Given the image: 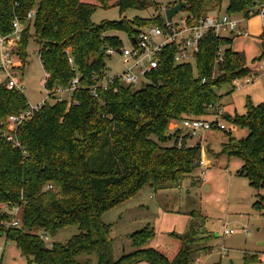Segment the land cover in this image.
Returning a JSON list of instances; mask_svg holds the SVG:
<instances>
[{
  "label": "trees",
  "instance_id": "trees-1",
  "mask_svg": "<svg viewBox=\"0 0 264 264\" xmlns=\"http://www.w3.org/2000/svg\"><path fill=\"white\" fill-rule=\"evenodd\" d=\"M184 1L185 22L190 26L210 12H223L224 4L225 12L247 18L264 5V0ZM152 4L151 0H0V34L10 35L16 19L24 26L15 50L23 66L34 30L41 44L42 66L49 74V97L78 78L69 98L46 100L18 127L19 147L2 133L8 116L20 114L30 103L24 91L0 83V235L14 241L29 264H90V258L79 257L92 253L97 264H193L200 252L210 249L206 217L201 212L192 211L189 230L176 235L179 245L172 256L148 246L155 230L147 224L129 234L134 249L116 258L113 224L103 220L105 212L145 187L158 191L179 185L186 177L198 185L201 176L193 173L200 168L201 145H188L186 134L179 146L182 130L170 131V125L188 116L205 117L209 106L221 104L216 88L234 85L235 79L253 73L245 52L232 48L233 37L216 36L211 30L201 41L196 66L174 63L176 45L171 43L159 54V66L142 87L119 81L101 85L107 75L108 48L123 46L115 33L124 31L133 37L140 27L163 25L164 20L135 18L97 24L92 21L93 12L98 7L118 6L124 11ZM31 11L34 15L29 18ZM219 47L224 48V61L216 64ZM263 59L264 50L253 61ZM216 68L218 74H214ZM227 114L229 121L248 132L240 138L227 133L220 154L228 162L241 161L236 173L258 190L254 208L264 211V102L254 104L248 99L244 114ZM11 205L21 208V226L2 224L11 217L7 209ZM72 225L79 232L51 246L35 231L54 235Z\"/></svg>",
  "mask_w": 264,
  "mask_h": 264
},
{
  "label": "rangeland",
  "instance_id": "rangeland-1",
  "mask_svg": "<svg viewBox=\"0 0 264 264\" xmlns=\"http://www.w3.org/2000/svg\"><path fill=\"white\" fill-rule=\"evenodd\" d=\"M151 1L152 6L146 9L128 8L121 11L118 6L98 7L92 14V21L99 24L104 21L120 19L133 20L135 18L153 19L161 17L165 23V20H167L166 9L179 0ZM187 15L188 12L182 9L173 19L182 21ZM256 16L261 19L264 26L261 15ZM242 18L243 16L237 19ZM147 26L140 27L138 30ZM115 34L121 38L124 47L132 45V37L128 33L118 31ZM237 36L233 34L235 39L231 45L232 48L245 50L248 58L247 65H249L248 63H255L252 62L253 58L264 49L262 41L253 36ZM17 46V43H9L13 54ZM9 47L6 45V48ZM40 47L41 44L36 39L32 29L26 48V63L23 66L22 59L16 53L13 58L19 64L14 71H16L19 78L23 79V91L32 106L41 104L44 100L49 102L59 100L58 96L49 97L48 90L41 83V80L45 77V71L39 56ZM126 68L127 64L122 55L113 54L106 57L105 72L108 76L120 74ZM218 73L216 68L214 74ZM257 75L252 73L250 76ZM253 79L248 83L244 80L243 85L235 88L231 83H225L216 88V92L221 95L220 103L225 111L232 114L237 112L242 115L246 112L248 99L254 104L264 102V73ZM144 84L145 82H142L135 87L140 88ZM61 97L69 98L70 92L62 93ZM177 127L182 130L179 137V139L183 138L182 144L185 143V135L187 134L186 143L188 145L196 143L201 145L200 159L202 158L205 162V173L202 174L199 167L193 173L194 177L201 176V182L194 185L192 177H186L179 185L161 188L158 191L145 187L135 197L105 212L103 220L106 223L113 224L111 237L114 240L115 257H119L124 251L134 249L128 237L129 234L147 224L154 227L155 230V237L149 241L148 246L157 248L172 256L179 245V239L176 235H183L189 230L194 218L192 211H196L203 213L206 217L204 226L209 233L207 245L210 249L200 252L198 260L193 264H250L257 260L264 263V211L254 208V203L258 198V190L250 184L246 177L238 175L236 171L231 173L227 167L228 157L220 154L222 144L227 140V133L240 138L245 136L248 130L237 125L234 131L211 129L200 131L191 136L189 132L182 128L181 123L170 125V131ZM172 143L174 142L171 141L170 144ZM205 184H210L212 189L205 191ZM261 193L264 194V189L261 190ZM10 215V219L2 222L3 225L8 226L7 222L13 220V213L10 212ZM197 220L198 223H201V218ZM225 223L228 224V228H233L235 232L225 234L223 228ZM35 231L37 234L44 233L41 229H35ZM78 232V227L72 225L62 228L54 235L49 233L48 235L53 244L66 242ZM48 246L50 245L48 244ZM87 258L91 259L90 264H97L95 253L84 254L79 257L80 260H86ZM0 264H29L27 257L22 255L16 243L7 240L4 235H0Z\"/></svg>",
  "mask_w": 264,
  "mask_h": 264
},
{
  "label": "built area",
  "instance_id": "built-area-1",
  "mask_svg": "<svg viewBox=\"0 0 264 264\" xmlns=\"http://www.w3.org/2000/svg\"><path fill=\"white\" fill-rule=\"evenodd\" d=\"M264 16V5H260L259 9L252 10L250 15ZM34 15V11L28 14L31 18ZM14 31L10 35L0 34V83L5 82L9 88L24 90V81L17 76L14 71L19 65L14 58L12 49L9 47V43H17L21 37V32L24 26L16 19L13 23ZM213 31L216 36H229V35H247L240 27V21L227 12H213L207 14L200 20L197 25H187L185 19L182 21L165 20L163 25L150 24L144 29L137 31L132 37V45L130 47L122 46L121 52H118L116 48L110 47L107 50L109 55L120 54L124 58L127 68L122 73L117 75H106L101 80V85L107 87L110 84L117 81L126 84L136 86L142 82L148 81V74L159 66L160 59L159 54L168 44L176 45V52L174 55V63H191L196 66V54L200 50L201 41L209 31ZM8 45L9 48H6ZM119 49V48H118ZM224 61V48L219 47L216 64ZM264 68V59L261 61ZM49 74L45 72V77L41 80L44 87L47 84V78ZM251 76L237 78L234 80L235 87L243 85V81L250 82ZM206 78L203 79V82ZM78 78L73 80L71 86L59 87L55 93L59 100H62L61 94L64 92H71L77 87ZM47 89V88H46ZM48 90V89H47ZM96 91V90H95ZM50 95V90H48ZM96 95V92H94ZM60 96V97H59ZM44 100L41 104L29 107L20 114L10 115L6 120V128L2 133V136L13 142L16 147L21 146L20 140L17 138V129L22 125L29 117H31L39 108L44 104ZM209 113L205 117L188 116L184 118L180 123L182 128L185 129L191 136L197 134L203 130L220 129L223 131H234L237 124L230 122L226 116L227 112L223 108L222 104H216L209 106ZM183 138L178 140V145H182ZM201 173L204 174V160L201 158L199 161ZM51 187V186H48ZM7 209L13 213V220L7 222L12 226H21V218L19 216L20 206L11 205L7 206ZM225 234H232L235 232L233 228H228V224L223 225ZM43 241L48 245H52L51 238L48 233L40 234ZM250 264H264L257 260Z\"/></svg>",
  "mask_w": 264,
  "mask_h": 264
},
{
  "label": "crops",
  "instance_id": "crops-1",
  "mask_svg": "<svg viewBox=\"0 0 264 264\" xmlns=\"http://www.w3.org/2000/svg\"><path fill=\"white\" fill-rule=\"evenodd\" d=\"M224 8H223V12H225V8H226V4H224V6H223ZM259 15V14H258ZM241 16H243V18L242 19H238L239 21H240V27L245 31V32H247V35H239L240 37H242V36H247V37H249V36H253V37H255V38H259L261 41H262V43H263V38H262V36L264 35V26L262 25V23L263 22H261V19L258 17V16H256V15H254V16H252V17H249V18H247V17H245L242 13H236V14H232V17H234V18H240ZM262 18H263V20H264V16H261ZM263 27V28H262ZM230 37H233V35H229ZM239 36H237V37H239ZM234 39H235V37H233V41H234ZM233 47V46H232ZM236 49H238V50H240V51H243V52H245V50L244 49H239V48H236ZM264 50V49H263ZM263 52V51H262ZM262 52L261 53H259L257 56H260L261 54H262ZM246 54V53H245ZM257 56H255V57H257ZM246 58H247V55H246ZM248 59V58H247ZM252 62H253V60H252ZM256 63V62H255ZM255 63H248L249 65H250V67L253 69V73L254 74H256L257 75V73H258V75L257 76H253V77H255V78H258L261 74H263L264 73V68L262 67V64H261V62H259V63H257L255 66H253ZM19 65V64H18ZM45 71V70H44ZM252 77V76H251ZM253 77L251 78V80L253 79ZM254 78V79H255ZM253 79V80H254ZM250 80V81H251ZM234 86V88H235V85H233ZM227 112V111H226ZM228 113V112H227ZM235 160V161H234ZM205 163V162H204ZM241 161H238L236 158H233V161H229L228 162V165H227V167H228V169H229V171L231 172V173H233L234 171H237L239 168H240V166H241ZM208 188H209V191L212 189V186L210 185V184H208ZM140 264H148L147 262H141Z\"/></svg>",
  "mask_w": 264,
  "mask_h": 264
},
{
  "label": "water",
  "instance_id": "water-1",
  "mask_svg": "<svg viewBox=\"0 0 264 264\" xmlns=\"http://www.w3.org/2000/svg\"><path fill=\"white\" fill-rule=\"evenodd\" d=\"M187 6V3L184 0H179L176 4L168 7L165 11L166 13V18L168 21H171L173 17L182 9H184ZM118 52H121V49H117ZM228 116V114H227ZM204 190L209 191L208 184L204 185Z\"/></svg>",
  "mask_w": 264,
  "mask_h": 264
}]
</instances>
